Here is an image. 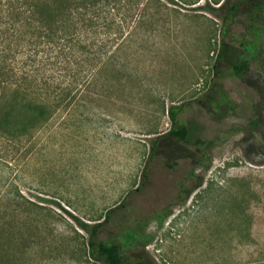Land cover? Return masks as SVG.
<instances>
[{"label": "rangeland", "instance_id": "obj_1", "mask_svg": "<svg viewBox=\"0 0 264 264\" xmlns=\"http://www.w3.org/2000/svg\"><path fill=\"white\" fill-rule=\"evenodd\" d=\"M223 1L153 0L147 43L76 83L45 122L0 133V264H101L78 221L107 214L98 238L154 264H264V0H230L227 22ZM171 105L213 144L163 137L151 157Z\"/></svg>", "mask_w": 264, "mask_h": 264}, {"label": "trees", "instance_id": "obj_2", "mask_svg": "<svg viewBox=\"0 0 264 264\" xmlns=\"http://www.w3.org/2000/svg\"><path fill=\"white\" fill-rule=\"evenodd\" d=\"M152 1L0 0V133L21 135L45 122L60 103L71 97L76 83L89 76L99 78L110 63H119L121 52H134L142 41L147 43L137 37L149 30L153 15L148 5ZM229 2L221 4L226 13L224 22L232 19L239 5ZM227 30L222 32V52ZM250 66L247 59H241L230 66V72L243 78ZM182 111L183 105L168 108L171 129L152 141L151 157L163 137L172 136L195 146L213 144L195 135V128L181 120ZM198 186L200 181L187 190L186 197ZM108 217L95 224L78 221L89 234V260L154 264L145 250L125 254L116 240L98 238ZM134 227L132 238L138 242L142 236L138 226Z\"/></svg>", "mask_w": 264, "mask_h": 264}]
</instances>
